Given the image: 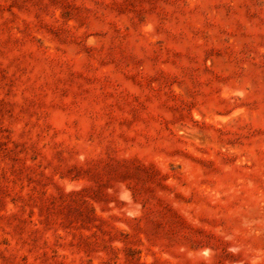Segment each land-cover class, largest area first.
Wrapping results in <instances>:
<instances>
[{
  "label": "rangeland",
  "instance_id": "rangeland-1",
  "mask_svg": "<svg viewBox=\"0 0 264 264\" xmlns=\"http://www.w3.org/2000/svg\"><path fill=\"white\" fill-rule=\"evenodd\" d=\"M0 264H264V0H0Z\"/></svg>",
  "mask_w": 264,
  "mask_h": 264
}]
</instances>
